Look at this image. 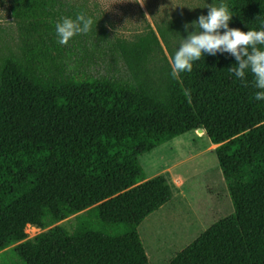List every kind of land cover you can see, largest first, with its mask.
I'll list each match as a JSON object with an SVG mask.
<instances>
[{
	"label": "trees",
	"instance_id": "16d2710c",
	"mask_svg": "<svg viewBox=\"0 0 264 264\" xmlns=\"http://www.w3.org/2000/svg\"><path fill=\"white\" fill-rule=\"evenodd\" d=\"M223 2L230 28L264 26V0ZM79 12L93 19L91 30L59 44L56 24ZM8 13V42L0 28V251L16 244L14 264H149L138 227L172 191L162 175L147 179L139 158L202 129L217 145L233 214L168 264H264V100L254 99L251 72L241 80L229 71L234 56L205 53L173 78L171 61L196 30L178 21L125 40L98 23L104 15L70 0H8ZM187 20L179 22L198 17ZM75 214L71 232L54 226L28 239V227Z\"/></svg>",
	"mask_w": 264,
	"mask_h": 264
},
{
	"label": "rangeland",
	"instance_id": "374dc122",
	"mask_svg": "<svg viewBox=\"0 0 264 264\" xmlns=\"http://www.w3.org/2000/svg\"><path fill=\"white\" fill-rule=\"evenodd\" d=\"M85 4L104 15L100 23L113 37L134 40L149 25L154 31L169 21L175 24L196 19L208 13L207 6L218 0H70ZM147 14V15H146ZM8 13V0H0V28L5 42L13 36ZM166 57L168 53L162 44ZM201 135V136H198ZM205 133L183 134L139 158L147 179L157 175L166 178L171 200L149 215L138 227V234L149 264H168L174 255L192 243L215 222L233 214V206L214 154ZM78 214L46 229L28 227V239L54 226L71 232ZM16 245V244H15ZM12 245L0 251L1 264H14L18 259Z\"/></svg>",
	"mask_w": 264,
	"mask_h": 264
},
{
	"label": "clouds",
	"instance_id": "9594fccd",
	"mask_svg": "<svg viewBox=\"0 0 264 264\" xmlns=\"http://www.w3.org/2000/svg\"><path fill=\"white\" fill-rule=\"evenodd\" d=\"M207 15H200L198 20L186 23L184 29L195 28L183 38L179 49L171 61L173 78L181 72H191L193 62L203 58L204 54L215 56L217 53H230L237 61L229 68L231 73L244 80L246 73L254 76V86L259 89L254 93V99L264 100V50L258 45H264V26L259 31L243 32L237 28H230L229 21L233 14L227 3L221 0L219 6L215 3L207 6ZM147 15V14H146ZM94 21L84 12L77 13L75 19L65 17L56 24L58 43L67 45L76 35L87 34ZM223 29V34H221ZM202 30V31H201Z\"/></svg>",
	"mask_w": 264,
	"mask_h": 264
},
{
	"label": "water",
	"instance_id": "95a60500",
	"mask_svg": "<svg viewBox=\"0 0 264 264\" xmlns=\"http://www.w3.org/2000/svg\"><path fill=\"white\" fill-rule=\"evenodd\" d=\"M198 133H204V131L202 130V129H198V130H196Z\"/></svg>",
	"mask_w": 264,
	"mask_h": 264
},
{
	"label": "bare ground",
	"instance_id": "6f19581e",
	"mask_svg": "<svg viewBox=\"0 0 264 264\" xmlns=\"http://www.w3.org/2000/svg\"><path fill=\"white\" fill-rule=\"evenodd\" d=\"M197 132V131H196ZM198 133V132H197ZM198 134H201V133H198Z\"/></svg>",
	"mask_w": 264,
	"mask_h": 264
},
{
	"label": "crops",
	"instance_id": "0c3cea01",
	"mask_svg": "<svg viewBox=\"0 0 264 264\" xmlns=\"http://www.w3.org/2000/svg\"><path fill=\"white\" fill-rule=\"evenodd\" d=\"M196 132V131H195ZM197 133V132H196Z\"/></svg>",
	"mask_w": 264,
	"mask_h": 264
}]
</instances>
